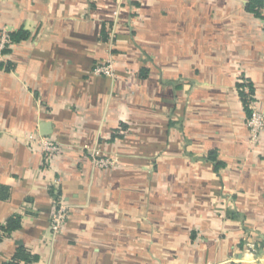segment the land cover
Here are the masks:
<instances>
[{
  "label": "crops",
  "instance_id": "1",
  "mask_svg": "<svg viewBox=\"0 0 264 264\" xmlns=\"http://www.w3.org/2000/svg\"><path fill=\"white\" fill-rule=\"evenodd\" d=\"M250 2L0 0V32L27 34L0 54V264H264V133L251 143L238 86L264 110ZM110 58L116 78L92 74Z\"/></svg>",
  "mask_w": 264,
  "mask_h": 264
},
{
  "label": "built area",
  "instance_id": "2",
  "mask_svg": "<svg viewBox=\"0 0 264 264\" xmlns=\"http://www.w3.org/2000/svg\"><path fill=\"white\" fill-rule=\"evenodd\" d=\"M262 13L264 24V8ZM12 45L9 33L0 32V54H3V51L7 48H11ZM116 71V62L113 58H110L96 64L92 70V74L95 76L116 78ZM245 91L249 94L247 107L250 114H248L247 122L250 129V140L251 143L255 145L260 142L261 135L264 133V110L256 96L249 93L248 87L245 88ZM27 139L29 143L35 144L41 149L44 160L52 159L58 156L62 151L59 143L52 138L32 133L28 135ZM90 154L95 167L99 169H109L118 165V160L116 158L104 155L100 149L91 150ZM58 183L59 180L54 181L56 186H58ZM69 214L70 206L68 203L61 195H56L54 197V209L50 218V230L55 237L65 228ZM4 233V227L0 225V238ZM247 252L255 254L257 252L255 245L249 244Z\"/></svg>",
  "mask_w": 264,
  "mask_h": 264
},
{
  "label": "trees",
  "instance_id": "3",
  "mask_svg": "<svg viewBox=\"0 0 264 264\" xmlns=\"http://www.w3.org/2000/svg\"><path fill=\"white\" fill-rule=\"evenodd\" d=\"M264 8V0H251V2L249 3L248 9L250 11H252L253 13H255L257 16H261L262 12L261 9ZM10 39L12 44H15L17 42H20L22 39L27 37V34L24 30H20L18 32H13V33H9ZM10 48L5 49L3 52L4 53H9L10 52ZM11 65V64H10ZM9 63L7 65V69H9L10 67ZM239 88H240V94H241V98L245 104L246 107V111L248 114H250V111L248 110L247 107V101H248V93L245 91V88L248 87L249 88V93L254 95V88L252 86V84L249 83H239ZM19 224H17L16 226H18ZM13 228V225L11 224V221L4 227V231H9ZM20 261H32V257L30 255V253L25 249V248H20L17 253L14 256V259L8 263V264H19Z\"/></svg>",
  "mask_w": 264,
  "mask_h": 264
}]
</instances>
